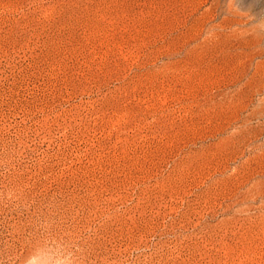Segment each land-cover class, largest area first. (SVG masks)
<instances>
[{"label": "rangeland", "instance_id": "374dc122", "mask_svg": "<svg viewBox=\"0 0 264 264\" xmlns=\"http://www.w3.org/2000/svg\"><path fill=\"white\" fill-rule=\"evenodd\" d=\"M0 264H264V0H0Z\"/></svg>", "mask_w": 264, "mask_h": 264}]
</instances>
